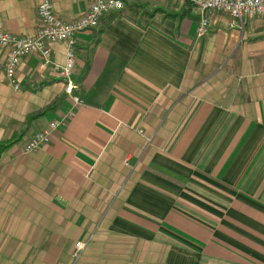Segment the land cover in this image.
<instances>
[{
    "label": "crops",
    "instance_id": "0c3cea01",
    "mask_svg": "<svg viewBox=\"0 0 264 264\" xmlns=\"http://www.w3.org/2000/svg\"><path fill=\"white\" fill-rule=\"evenodd\" d=\"M39 1L0 0V32L32 37ZM50 2L71 23L90 0ZM208 19L197 38L189 4L124 0L74 37L70 96L36 54L14 90L1 49L0 142H17L0 150V203H32L69 250L87 242L79 264H264V16ZM49 49L62 65L67 43Z\"/></svg>",
    "mask_w": 264,
    "mask_h": 264
},
{
    "label": "built area",
    "instance_id": "2783aa9c",
    "mask_svg": "<svg viewBox=\"0 0 264 264\" xmlns=\"http://www.w3.org/2000/svg\"><path fill=\"white\" fill-rule=\"evenodd\" d=\"M177 4L187 3L198 20L197 38L206 35L209 27V14L223 13L230 17V24L238 23L242 26L245 17L264 16V0H170ZM124 0H90L86 13L78 20L65 23L53 11L50 0H40L37 5V31L32 37H17L0 32V50L7 49L5 61V76L7 81L18 91L15 80L16 69L22 58L36 54L42 64L50 67L65 83V92L70 96L75 89L73 81L75 52L74 37L84 31L95 29L100 19L113 11H121ZM67 43L65 60L62 65L52 61L50 44ZM67 117L59 121H51L45 130L35 133L25 144L24 153H32L50 141V135L64 124ZM142 133L141 130L138 131ZM87 242L75 244L77 258L85 249Z\"/></svg>",
    "mask_w": 264,
    "mask_h": 264
},
{
    "label": "rangeland",
    "instance_id": "374dc122",
    "mask_svg": "<svg viewBox=\"0 0 264 264\" xmlns=\"http://www.w3.org/2000/svg\"><path fill=\"white\" fill-rule=\"evenodd\" d=\"M32 206L27 202L0 203V227L8 232L0 233V264H79L75 244L81 241L69 250L70 243L61 242L62 234H48L54 227H49L43 213L31 210ZM89 236L83 239L92 238Z\"/></svg>",
    "mask_w": 264,
    "mask_h": 264
},
{
    "label": "trees",
    "instance_id": "16d2710c",
    "mask_svg": "<svg viewBox=\"0 0 264 264\" xmlns=\"http://www.w3.org/2000/svg\"><path fill=\"white\" fill-rule=\"evenodd\" d=\"M108 15V14H107ZM105 15V16H107ZM105 16H103L100 21H99V24H98V27H97V32L98 33H101L102 32V28L104 26V18ZM56 103L45 108L42 112L38 113V114H33V115H30L28 118H27V123H30L32 120L44 115L45 113H47L48 111L54 109L56 107ZM17 142V139L13 138L9 141H6V142H0V150L3 151V150H6L8 148H10L11 146H13L15 143Z\"/></svg>",
    "mask_w": 264,
    "mask_h": 264
}]
</instances>
